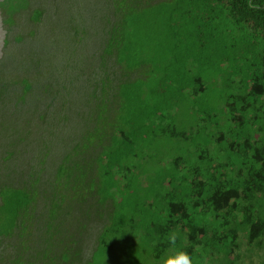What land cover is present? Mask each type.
Masks as SVG:
<instances>
[{
    "label": "trees",
    "instance_id": "obj_1",
    "mask_svg": "<svg viewBox=\"0 0 264 264\" xmlns=\"http://www.w3.org/2000/svg\"><path fill=\"white\" fill-rule=\"evenodd\" d=\"M111 2L95 119L53 174L64 196L0 184V264H166L176 249L264 264V0ZM68 202L95 221L55 252ZM29 214L46 246L25 259L6 250Z\"/></svg>",
    "mask_w": 264,
    "mask_h": 264
},
{
    "label": "rangeland",
    "instance_id": "obj_2",
    "mask_svg": "<svg viewBox=\"0 0 264 264\" xmlns=\"http://www.w3.org/2000/svg\"><path fill=\"white\" fill-rule=\"evenodd\" d=\"M112 7L111 0H0V184H36L43 199L64 196L54 192L60 184L53 174L65 154L80 157L76 143L95 119L93 90L103 77L99 55ZM70 202L52 234L55 252L77 247L82 222L95 221L88 205ZM24 222L26 242L17 237L6 252L32 259L46 246L47 224L32 214Z\"/></svg>",
    "mask_w": 264,
    "mask_h": 264
},
{
    "label": "clouds",
    "instance_id": "obj_3",
    "mask_svg": "<svg viewBox=\"0 0 264 264\" xmlns=\"http://www.w3.org/2000/svg\"><path fill=\"white\" fill-rule=\"evenodd\" d=\"M178 234L169 233L166 236L168 243L175 248ZM166 264H193L192 257L185 251L176 249L166 258Z\"/></svg>",
    "mask_w": 264,
    "mask_h": 264
}]
</instances>
